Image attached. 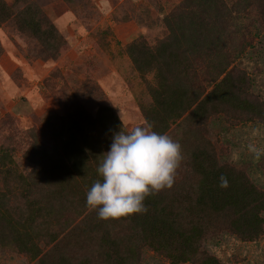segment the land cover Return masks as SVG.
I'll return each instance as SVG.
<instances>
[{"label": "trees", "instance_id": "16d2710c", "mask_svg": "<svg viewBox=\"0 0 264 264\" xmlns=\"http://www.w3.org/2000/svg\"><path fill=\"white\" fill-rule=\"evenodd\" d=\"M261 5L183 0L160 21L153 47L146 32L126 47L136 72L152 75L151 104L141 108L138 125L169 135L175 126L184 156L173 187L145 199L146 213L101 220L86 204L101 154L115 132L130 130L112 106L95 115L76 106L59 122L45 118L43 137L37 130L22 135L28 146L21 154L1 144L0 255L12 250L34 264H141L150 249L169 264H222L205 250L209 235L225 227L244 241L259 239L264 190L199 135L218 115L264 124V105L246 96L250 81L236 65L245 48L235 47L246 36V16L255 10L261 17ZM9 22L41 47L38 57L54 59L65 44L36 0H0V27ZM221 175L227 188L220 187Z\"/></svg>", "mask_w": 264, "mask_h": 264}, {"label": "rangeland", "instance_id": "374dc122", "mask_svg": "<svg viewBox=\"0 0 264 264\" xmlns=\"http://www.w3.org/2000/svg\"><path fill=\"white\" fill-rule=\"evenodd\" d=\"M5 1L11 4L13 0ZM36 1L65 44L56 58L45 59L38 57L41 47L22 36L14 23L0 27V145L21 154L28 146L24 133L37 130L43 137L41 121L59 122L76 106L91 115L112 106L128 129L143 122L141 108L151 104L152 75L142 78L136 72L126 47L144 32L153 47L161 37L160 21L183 0ZM263 15L262 5L261 17L259 11L251 10L244 20L246 36L235 43L245 48L236 64L250 81L244 91L260 106L264 105ZM190 129L186 127L185 132ZM171 130L170 136L177 140L179 130L175 126ZM199 139L215 146L222 161L245 170L264 190V156L256 160L248 151L249 144L264 148V124L246 121L244 116L218 115L200 131ZM44 141L50 142L48 137ZM66 218L73 222L70 216ZM205 247L222 264H264V227L260 238L251 242L222 227L209 235ZM91 251L95 253L94 246ZM141 258V264H169L150 249H144ZM34 263L12 250L0 255V264Z\"/></svg>", "mask_w": 264, "mask_h": 264}, {"label": "clouds", "instance_id": "9594fccd", "mask_svg": "<svg viewBox=\"0 0 264 264\" xmlns=\"http://www.w3.org/2000/svg\"><path fill=\"white\" fill-rule=\"evenodd\" d=\"M248 151L256 160L264 156V148L255 144H249ZM101 155L99 178L86 193L87 207L96 210L101 220L146 213L145 199L171 189L184 160L179 141L154 131L148 122L115 132L110 150ZM228 186L227 177L221 175L220 187Z\"/></svg>", "mask_w": 264, "mask_h": 264}]
</instances>
